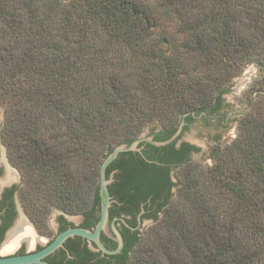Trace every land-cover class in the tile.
Instances as JSON below:
<instances>
[{
  "label": "trees",
  "instance_id": "obj_1",
  "mask_svg": "<svg viewBox=\"0 0 264 264\" xmlns=\"http://www.w3.org/2000/svg\"><path fill=\"white\" fill-rule=\"evenodd\" d=\"M250 63L264 72V0H0L2 137L26 211L44 227L54 209L93 217L114 148L218 113ZM251 105L239 168L212 152L205 187L220 191L198 189L189 144L146 143L109 166L116 213L154 209L151 233L128 238L130 264H264V86Z\"/></svg>",
  "mask_w": 264,
  "mask_h": 264
},
{
  "label": "flooded vegetation",
  "instance_id": "obj_2",
  "mask_svg": "<svg viewBox=\"0 0 264 264\" xmlns=\"http://www.w3.org/2000/svg\"><path fill=\"white\" fill-rule=\"evenodd\" d=\"M189 114L182 118L174 136L177 135L183 121L182 129L186 131L197 123L207 126L212 120L219 119L220 116L218 113L210 112L191 113L193 118L191 121H187ZM2 131L0 128V258L28 256L41 252L50 246L61 233L69 229L83 228L94 232L99 222L98 218L100 220L101 209L99 208L93 217L82 214H67L60 209H54L48 217L47 226H38L34 222L22 203L20 197L22 176L8 157L7 148L3 143ZM162 132L163 129L151 130L145 136L153 137L155 140V136ZM173 142L176 143L177 149H180L183 144H189L187 142L178 143L177 139H174ZM146 143L151 144L145 142L143 146H140V149H146L150 153ZM189 145L193 146L192 144ZM195 153V151L190 152V160ZM176 170L174 168L172 171L173 181H175L174 173ZM153 210H146L144 206H141L138 213L128 215L123 212L116 213L114 206L111 208L108 230L101 233L100 241L110 251L118 249V235L113 229V225H115L124 241V247L118 254L104 253L94 241L81 236H72L60 248L41 261L44 264H130L131 253L126 251L128 238L129 236L132 238L137 232L141 235L144 221H154L152 219ZM54 211L56 212V220L55 225H52L50 217ZM75 219H78L79 223Z\"/></svg>",
  "mask_w": 264,
  "mask_h": 264
},
{
  "label": "rangeland",
  "instance_id": "obj_3",
  "mask_svg": "<svg viewBox=\"0 0 264 264\" xmlns=\"http://www.w3.org/2000/svg\"><path fill=\"white\" fill-rule=\"evenodd\" d=\"M69 0H66L68 2ZM264 72L255 63L246 65L243 70L234 77L231 83L227 86V93L223 96L222 109L218 112L219 119L212 120L207 126L197 123L190 129L184 131L180 130L176 139L178 143L187 142L196 146L199 151L191 156V166L198 169V176L195 181H199L201 184L198 187L201 192L210 194V191H220L215 188L205 187V183L209 181L208 171L217 165L216 158L212 155L213 150L218 147L221 152V156L227 163L231 162V168L234 167L233 162L236 163L239 168V157L233 156L232 147L240 138V122L241 119L252 112L254 108L251 105V101L255 100L259 90L263 89L264 84ZM5 125V112L0 109V128L3 130ZM163 129L161 123L153 124L149 126L145 133L146 135L151 130ZM231 147V148H230ZM231 150V151H230ZM235 152V151H234ZM228 154L230 156H228ZM232 156V158H231ZM237 159L236 161H233ZM239 163V164H238ZM234 170V169H233ZM181 173L176 170L174 173V180L177 182L180 179ZM175 189L174 192H176ZM213 205L222 206L225 205V200L217 195ZM221 210V209H220ZM162 214H160V217ZM56 212L51 214L50 222L55 225ZM79 223L78 219H75ZM154 221L146 220L143 222L141 228V236H148Z\"/></svg>",
  "mask_w": 264,
  "mask_h": 264
},
{
  "label": "water",
  "instance_id": "obj_4",
  "mask_svg": "<svg viewBox=\"0 0 264 264\" xmlns=\"http://www.w3.org/2000/svg\"><path fill=\"white\" fill-rule=\"evenodd\" d=\"M194 114V112H192ZM184 126V121L181 124L180 130ZM180 130L178 131L177 135H175L173 138L164 141V142H157L153 139V137H146L141 136L140 138L136 139L134 142H132L130 145L123 144L120 146H117L114 148V150L107 156V158L104 160L102 166H101V173H100V197H101V214H100V220L96 226V229L94 232L83 229V228H75V229H69L63 233H61L57 239L47 248L42 250L41 252H38L36 254L28 255V256H17V257H7V258H0V264H34V263H42L44 264L41 259L44 257L50 255L51 253L55 252L58 248H60L63 243L72 236H81L87 239H90L94 241L99 248L107 254L114 255L118 254L122 251L124 247V241L123 238L116 228L115 225H113L114 231L118 235V241H119V247L118 249L114 251H110L104 247V245L100 241V235L103 231L108 230L109 225V215H110V209L113 206V203L115 202L113 200V197L111 196L109 185L112 183L113 179H107V170L109 166L120 156L122 153L126 152H141V149L139 148V145L142 142H149L157 147H163L166 146L174 141L176 137L178 136Z\"/></svg>",
  "mask_w": 264,
  "mask_h": 264
}]
</instances>
